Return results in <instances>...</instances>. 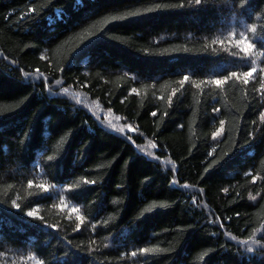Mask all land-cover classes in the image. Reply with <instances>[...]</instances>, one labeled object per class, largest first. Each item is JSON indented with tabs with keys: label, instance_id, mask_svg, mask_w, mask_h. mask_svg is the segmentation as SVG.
Returning a JSON list of instances; mask_svg holds the SVG:
<instances>
[{
	"label": "trees",
	"instance_id": "16d2710c",
	"mask_svg": "<svg viewBox=\"0 0 264 264\" xmlns=\"http://www.w3.org/2000/svg\"><path fill=\"white\" fill-rule=\"evenodd\" d=\"M0 264H264V0H0Z\"/></svg>",
	"mask_w": 264,
	"mask_h": 264
},
{
	"label": "rangeland",
	"instance_id": "374dc122",
	"mask_svg": "<svg viewBox=\"0 0 264 264\" xmlns=\"http://www.w3.org/2000/svg\"><path fill=\"white\" fill-rule=\"evenodd\" d=\"M236 42L238 46H244L245 48L249 46V44L244 38L237 39ZM236 42L234 40L233 45H236ZM54 86H56V84ZM70 96L74 101L82 103L83 105L88 107L89 111L93 112L95 116L99 119V121L107 128L116 131L117 133H123V134L125 133L131 134L134 132V128L129 123H126L120 117L111 114L109 111H105L101 109L95 101L88 100L86 97L80 95L79 93L70 94ZM148 146L150 147V145L144 144V148L146 149V151L151 153V149ZM243 243L245 245V246L242 245L244 249L246 251L251 252L257 247L258 239L255 235L251 240Z\"/></svg>",
	"mask_w": 264,
	"mask_h": 264
},
{
	"label": "snow or ice",
	"instance_id": "6c2138e0",
	"mask_svg": "<svg viewBox=\"0 0 264 264\" xmlns=\"http://www.w3.org/2000/svg\"><path fill=\"white\" fill-rule=\"evenodd\" d=\"M200 2V0H197V3H199ZM245 51H248V49H245ZM256 72V69L255 68H252L250 71H247V72H244V83L245 84H247L248 83V78H250V77H252L253 76V74ZM232 76H237V73H235V72H233L232 73ZM185 79H187V77H185ZM215 83L217 84V85H220V84H223L224 83V81H222V80H216L215 81ZM31 183V182H30ZM40 187H44L43 185H40ZM73 211H76V209H73ZM28 215L29 216H34L35 215V213L34 212H30V213H28Z\"/></svg>",
	"mask_w": 264,
	"mask_h": 264
}]
</instances>
